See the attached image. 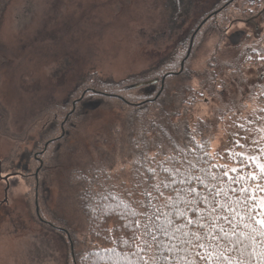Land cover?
Wrapping results in <instances>:
<instances>
[{"label": "trees", "instance_id": "obj_1", "mask_svg": "<svg viewBox=\"0 0 264 264\" xmlns=\"http://www.w3.org/2000/svg\"><path fill=\"white\" fill-rule=\"evenodd\" d=\"M5 1L0 0V12ZM236 1L226 0L206 14L202 23L201 19L185 59L190 36L140 73L119 80L86 73L67 103L51 105L40 114L47 130L41 141L35 142L32 159L41 165L37 175L27 172L25 182L34 218L72 243L69 264H264V224L256 222L257 218L264 219L260 167L264 158L259 152L263 163L253 160L250 167L238 162L241 153L247 165L249 154L264 150V78L261 83H251L249 97L258 96V102L263 103L248 110V117L241 115L247 106V87L242 90L239 86L244 80L242 67H264V27L257 25L260 32L249 28L252 33L238 36L234 45H240L239 50L229 61H221V70L214 69L213 60L200 72L188 67L199 37L209 27L222 34L220 22ZM257 1L240 0V6L250 7ZM248 34L255 36L242 43ZM223 70L239 75V88L230 97L238 99L242 109L230 108L237 116L233 135L227 137V146L213 152L208 133L224 122L216 111L223 105L218 95L227 88L223 80L226 75L220 80L217 77ZM192 75L201 78V86H206L217 101L216 108L205 117L195 110L203 94L187 83ZM98 108L114 113L108 132L95 135L89 143L91 155L75 161L64 176L84 222L80 227L54 219L49 213L44 200L45 179L54 168L51 161L61 144L89 112ZM249 136L246 142L244 138ZM240 167H244L241 175L257 177L248 181L254 199L246 208L236 205L240 194L231 191L236 185L230 184L229 176L235 174L224 175L226 170ZM227 205L245 208V212L254 209L253 219L229 211Z\"/></svg>", "mask_w": 264, "mask_h": 264}, {"label": "rangeland", "instance_id": "obj_2", "mask_svg": "<svg viewBox=\"0 0 264 264\" xmlns=\"http://www.w3.org/2000/svg\"><path fill=\"white\" fill-rule=\"evenodd\" d=\"M225 1L186 0V8L181 11L176 0L5 1L0 12V264L70 261L72 243L61 232L39 223L29 202L25 175H37L41 163H33L34 144L47 130L40 114L51 105L67 103L86 73L119 80L156 64L181 46L201 19ZM220 25L222 34L209 27L199 37L188 63L191 70L200 72L211 60L214 69L221 70V61H229L237 54L240 45L234 43L238 36L249 28L256 32L257 25L264 27V0L250 7L240 6L237 0ZM253 36L248 34L242 43H248ZM187 48L188 45L185 55ZM263 68L242 67L243 84L237 74L229 75L225 70L218 73L219 80L226 75V92L224 88L218 95L223 105L216 109L217 118L224 122L208 133L211 151L227 146V137L233 135L237 116L232 115L230 108L240 104L230 95L239 83L242 90L244 85L247 87V106L241 115L248 117V110L263 103L258 102V96L248 94L251 83L264 78ZM189 82L203 94V101L195 110L204 117L209 115L216 108L215 96L201 86L200 77L192 75ZM113 114L108 108L89 112L61 144V152L53 157L54 168L45 179L44 200L54 219L84 226L64 182L65 172L75 161L91 155L90 141L95 135L107 134ZM244 139L248 142L250 136ZM259 152L264 158V150L249 155L261 165L264 160Z\"/></svg>", "mask_w": 264, "mask_h": 264}, {"label": "snow or ice", "instance_id": "obj_3", "mask_svg": "<svg viewBox=\"0 0 264 264\" xmlns=\"http://www.w3.org/2000/svg\"><path fill=\"white\" fill-rule=\"evenodd\" d=\"M244 156L245 154L241 153L240 154V160L238 161L241 165L250 167L252 166V161L255 159L254 157L249 156L247 158V165H245L244 162ZM261 171H262V176L261 178L264 179V165H261ZM234 173V176H229V182L232 185H236V187L231 188V191L234 193H239L240 196L235 200L236 205H244L245 208L247 207L249 200L254 199V194L250 192V188L248 186V181L249 180H255L257 177L255 174H249V173H244L241 175L242 172H244V167L240 168H232L228 169L224 172L225 176H228V173ZM259 190V189H258ZM195 191V190H193ZM219 195V193H217ZM229 211H234L236 214H244L247 216L249 219H253L252 212L255 211L254 209H249L247 212H245V208H236L233 209L232 205H227ZM257 223L264 224V219L257 218L256 219ZM189 223H192V221H189ZM250 227V225H246ZM255 231V229H253ZM200 247H204V245H200Z\"/></svg>", "mask_w": 264, "mask_h": 264}, {"label": "water", "instance_id": "obj_4", "mask_svg": "<svg viewBox=\"0 0 264 264\" xmlns=\"http://www.w3.org/2000/svg\"><path fill=\"white\" fill-rule=\"evenodd\" d=\"M208 16H209V15H208ZM204 20H205V19H203V20L201 21V23H202ZM201 23L198 24V26H197V28L195 29V31L199 28V26L201 25ZM195 31H194V33H195ZM194 33H192V35L190 36V41H189L188 48H187L186 55H185L184 59H185L186 57H188V55H189L190 47H191V43H192V39H193V35H194ZM184 59H182V61H181V63H180V69H182V67H183ZM163 80H164V76L161 78V86H162V84H163ZM153 81H155V80H153ZM153 81H151V82H153ZM5 180H6V178H5ZM7 186H8V184H6V188H5V190H4L5 193H6V190H7ZM36 210H37V208H36Z\"/></svg>", "mask_w": 264, "mask_h": 264}, {"label": "flooded vegetation", "instance_id": "obj_5", "mask_svg": "<svg viewBox=\"0 0 264 264\" xmlns=\"http://www.w3.org/2000/svg\"><path fill=\"white\" fill-rule=\"evenodd\" d=\"M186 4H187L186 0H176V5H177L179 11L184 10L186 8Z\"/></svg>", "mask_w": 264, "mask_h": 264}]
</instances>
